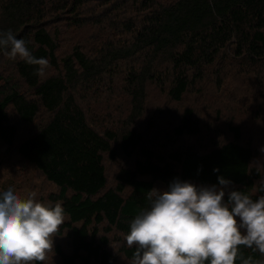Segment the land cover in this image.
I'll list each match as a JSON object with an SVG mask.
<instances>
[{"label":"trees","instance_id":"16d2710c","mask_svg":"<svg viewBox=\"0 0 264 264\" xmlns=\"http://www.w3.org/2000/svg\"><path fill=\"white\" fill-rule=\"evenodd\" d=\"M91 1L96 0H0V31L12 30L34 56L46 58L51 67L59 69L42 78L36 65L13 61L31 95L0 75V80L8 83L0 89V143L12 145L17 134L8 106L24 123H31L40 107L50 113L48 121L17 149L58 188L50 195L51 204L60 203L64 209V223L58 232L69 231L71 247L69 253L59 245L54 247L63 264H90L91 260L119 264L106 247L107 237L99 235L100 225L105 224V232L115 229L127 234L130 221L149 206L147 193L157 181L166 189L173 178L211 185L223 176L232 181L235 190L252 199L259 196L252 193L259 177L258 169L251 166L254 151L240 143L237 126H228L233 140L206 152L188 145L159 153L145 146L143 133L128 125L142 113L146 86L164 83L161 71H168L169 96L180 100L203 79L205 68L223 58L226 49L232 47L233 55L248 65H264V0H133L140 14L133 21H121L122 32L129 34L122 41L109 39L115 28L110 20L117 16L114 5L119 0H103L109 8L97 14L98 23L107 22L99 36L102 46L88 54L75 45L59 59L58 44L46 27V17L60 12L66 15L62 20L81 28L90 21L82 13ZM134 59L136 65L132 63L118 74L121 62ZM116 78L123 81L130 99L127 126L118 132H100L88 123L81 101L90 90L97 92L108 79ZM199 131L192 109L185 108L173 128L174 135H196ZM112 143L128 156L138 150L141 159L133 168L118 172L114 188H106L102 155L115 157ZM134 250L135 246L122 248L129 259ZM249 257L264 264V255L243 246L235 264Z\"/></svg>","mask_w":264,"mask_h":264},{"label":"rangeland","instance_id":"374dc122","mask_svg":"<svg viewBox=\"0 0 264 264\" xmlns=\"http://www.w3.org/2000/svg\"><path fill=\"white\" fill-rule=\"evenodd\" d=\"M103 2V0L91 1L84 7L82 15L90 21L81 28L68 20H62L66 15L60 12H53L46 17V27L58 44L56 55L59 59L69 54L75 45H79L88 54L96 52L95 50L102 46L99 44V36L105 31L104 26L107 22L98 23L97 14L106 7L109 8V4ZM114 6L118 8L117 16L110 20L111 24H115V28L110 31L109 39L122 41L127 39L129 34L122 32L121 21H133L140 14V10L133 0H119ZM231 50L232 47L226 49L222 59L205 68L203 79L193 84L180 100L169 96L166 87L168 71H161L164 75V83L153 82L146 86L142 113L128 127L143 133L145 146L155 152L164 153L171 148L188 145L200 152H206L215 145L233 140L228 126H237L240 131V143L249 145L254 151L251 166L259 171L252 193L264 195L255 191L258 181L264 178V154L259 151L260 147L264 146V65L257 64L255 67L248 65L233 55ZM137 62L135 59L125 60L116 70L121 75L132 66V63L136 65ZM58 72L59 69L48 65L41 76L44 78ZM118 74L116 73V76ZM0 75L10 80L26 95H31V91L16 73L13 60H9L2 53H0ZM123 84L120 78L108 79L105 87L104 85L99 87L97 92L90 90L81 101L88 123L96 130L118 132L121 128H126L131 105ZM3 86L6 88L8 83L0 80V89ZM188 107L192 109L193 117L198 120L200 131L196 135L185 134L177 137L173 133V128L178 124L183 110ZM7 113L11 123L16 126L17 134L12 145L0 143V192L12 187L21 197H26L29 192L35 191L36 200L46 205L51 204L50 195L57 193L58 188L32 163L25 160L17 149L22 140L35 133L48 121L50 113L40 107L31 123L22 122L11 106H8ZM112 149L115 157L111 158L107 153L102 155L107 179L106 188H114L118 172L133 168L135 161L141 159L138 150L128 156L115 143H112ZM231 187L233 188L234 185ZM154 188L165 189V185L157 181ZM104 226L105 224L100 225L99 235L107 237L106 247L116 261L119 264L132 263V259L127 258L122 251L123 247H128L125 241L126 234L115 229L105 232ZM68 232L64 229L53 237V250L55 245H59L66 253L70 252ZM41 263L63 264L55 250L49 252L48 259ZM90 264L97 263L91 260Z\"/></svg>","mask_w":264,"mask_h":264},{"label":"clouds","instance_id":"9594fccd","mask_svg":"<svg viewBox=\"0 0 264 264\" xmlns=\"http://www.w3.org/2000/svg\"><path fill=\"white\" fill-rule=\"evenodd\" d=\"M0 53L36 65L38 74L49 65L10 29L0 31ZM259 151L264 154V146ZM217 181L197 185L173 178L166 189H150L149 206L130 221L125 236L126 245L135 246L132 264H235L240 246L264 255V195L252 199L223 176ZM255 191L264 193V178ZM36 195L21 197L12 187L0 192V264H35L54 252L64 209ZM242 264L257 262L249 257Z\"/></svg>","mask_w":264,"mask_h":264}]
</instances>
